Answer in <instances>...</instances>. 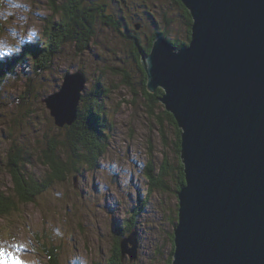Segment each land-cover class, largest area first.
Returning a JSON list of instances; mask_svg holds the SVG:
<instances>
[{"label": "rangeland", "instance_id": "obj_1", "mask_svg": "<svg viewBox=\"0 0 264 264\" xmlns=\"http://www.w3.org/2000/svg\"><path fill=\"white\" fill-rule=\"evenodd\" d=\"M59 1L64 3L63 0ZM105 1L91 0L87 3L89 9L78 10L83 17L77 14L95 33L87 48L81 44L84 52L79 56L75 52L79 51L76 48L79 41L74 38L66 42L64 37L69 25L63 24L60 18V2L54 4L46 0H19L17 3V0H4L15 13L8 16L6 21L0 9V50L13 42L22 41L32 27L38 29L41 39L43 36L47 40L52 39L48 45L53 50L57 46L54 57H49L43 51L36 59L29 54L24 58L23 53L29 50L30 45L35 49V44L27 43L23 44L19 55L14 58L12 55L8 56L10 60L16 61L19 58L24 62L17 64L15 74L8 76L1 86L0 94L8 97L4 98L8 106L0 110V133L2 130L4 134L8 131L20 144V140L13 135L14 129L19 126L27 142L34 129L44 131L48 139L65 141L63 137L66 134L65 127L68 126H60L55 117H51L49 105L45 101L55 91L62 89L66 71L72 74L79 69L84 72L86 84L84 89L78 90V95L75 94L81 105L78 106L76 121L71 127L76 122L77 127L80 125L79 116H82L83 110L91 106V103L100 106V113L106 117L111 127L107 143L103 145L105 155L95 159L91 156V165L84 161L85 168L81 175L76 176L77 181H70L69 178L61 184L57 181L52 184L54 189L39 197L40 202L20 206L19 211L13 214L16 215L13 219L11 213L0 219V247L6 245L12 251L17 249L15 259L22 257L26 261L27 257V263L47 264L49 257L41 254L43 244L40 246L35 241L36 237L41 236V240L48 242L46 245L51 242L57 247L60 245L61 264H169L171 258L173 264L176 250L174 233L179 225L178 192L179 187H183L178 185V173L181 170L186 174L185 164L177 150V130L172 123L164 122V117L160 118L159 123L148 115V106L145 104L147 97L140 85L142 73L138 63L131 59L129 41H133L137 33L135 34L132 25L126 26L115 16V20L112 19L113 25L107 27L105 13L101 10ZM128 4L132 13L144 16L145 23L140 18L141 28H136L144 30L140 32L142 43L155 31L153 24L157 26L161 23L162 14L170 13L175 18V23L170 28L171 37L181 39L186 33L184 46H188L189 28L184 26L181 18L174 12L175 10L181 15L182 9L180 11L173 7L170 0H156L155 3L152 0H128ZM144 4L150 8L145 9ZM23 13H28L27 20ZM116 18L119 20L118 24ZM115 24L120 29L119 33L114 28ZM161 28L162 26H158V29ZM42 42L41 49L44 50V41ZM141 59L140 55V62ZM48 64L49 68H44ZM141 68H144L142 63ZM113 69L120 71L121 75L113 74ZM125 73L130 74L129 80L125 78ZM127 81L135 86V90ZM57 85L61 86L60 89L56 88ZM25 103L33 118L29 122L14 125L12 117L21 114V106ZM155 109L160 114L164 110L161 103ZM96 115L100 122L104 120L103 116ZM91 117L95 119V115ZM37 118L38 121H35ZM87 125L89 129H80L79 134L85 135L88 130L96 129L89 122ZM15 133L19 135L17 129ZM67 141L70 142L69 135ZM31 143L36 144L35 141ZM14 144L13 141H8V145ZM20 146L23 147L21 144ZM77 148L80 152L82 147L78 145ZM6 149L7 139L4 138L0 141V158L5 162L2 163L5 168L9 165L3 155ZM55 151L58 155L60 151L67 154L61 146L55 145ZM82 153L87 156V153ZM37 155L39 156L38 153ZM167 164L169 169L164 171L163 178L161 173ZM148 169L153 171L158 181L161 178L164 188L152 186L146 177ZM32 170L39 176L49 178L48 168L37 157L33 158ZM5 178L6 183L2 184L6 187L2 189L7 191L9 186L13 193L17 192L15 185L11 183V174ZM72 184H76L78 192L73 191ZM4 193L1 192L0 196H5ZM79 195H82V201L79 200ZM122 233L124 237L120 238ZM133 234L138 242L137 258L132 260L127 254L122 259L120 249L119 261H116L114 253L118 250V244L120 247L121 239L131 238Z\"/></svg>", "mask_w": 264, "mask_h": 264}, {"label": "water", "instance_id": "obj_2", "mask_svg": "<svg viewBox=\"0 0 264 264\" xmlns=\"http://www.w3.org/2000/svg\"><path fill=\"white\" fill-rule=\"evenodd\" d=\"M182 1L192 44L161 36L148 58L139 51L147 90H165L159 101L183 130L173 264H264V0ZM74 77L85 81L65 78L45 101L60 126L76 121L86 79ZM120 249L136 259V235Z\"/></svg>", "mask_w": 264, "mask_h": 264}, {"label": "trees", "instance_id": "obj_3", "mask_svg": "<svg viewBox=\"0 0 264 264\" xmlns=\"http://www.w3.org/2000/svg\"><path fill=\"white\" fill-rule=\"evenodd\" d=\"M46 1H51L52 3L56 4L57 2H60L59 0H46ZM64 3H66L64 6V3L60 2L59 5V10H60V18L63 22V24H68L69 27L67 30H65V35L64 37L66 38V42H68V39L73 40L76 38V40L79 41V43L76 45L77 50L75 51L76 54L79 56L81 55L84 51L81 48V44L83 47H88L90 44V39L94 38L95 33L94 31L92 32L89 28V24H85V22L81 19L80 16H82L81 13H78V10L81 9H89L88 8V2L91 0H63ZM148 1V0H147ZM154 3L156 0H152ZM171 3H173V7L179 9L181 11V15L177 13L175 10V14H177L181 20L184 26H187L189 28V34L188 38H191L192 33H191V22H192V17H190L189 11L185 8V5L182 3L181 0H170ZM83 3L82 5L80 3ZM113 7V8H112ZM145 9L148 10L146 4H144ZM150 8V7H149ZM101 10L104 11L105 13V23L107 24V27H111L113 25V16L118 17L123 21L126 26L131 27V25L134 27L135 34L137 33V37L133 39V41H129L130 44V49H131V59H133L135 62L138 63V67L140 72L142 73V82L140 83L142 90L144 94L147 97V101L145 104L148 106V115L154 119V121H158L160 123V118L164 117V122L168 121L172 123L173 125H177L176 122L174 121L173 117L166 111L162 110L161 114L158 111V109H155L156 105L159 103L160 105V98L163 95V90H158L157 93L151 94L147 90V77L145 74L144 68H141V62L139 60L140 57V49L141 51L149 55V53L152 50V45L154 44V41L158 36L163 34L169 41L178 47L184 46L186 44L185 36L180 39L177 37H171L170 35V28L173 27V24L175 23V18L170 14H162L161 18V23L157 26H154L155 31L151 33L149 36L146 37V40L144 43H142V39L140 38V32H143L144 30H137L136 26L140 24L139 20L140 18L143 19V24L145 23L144 21V16H141V14H135L132 13L131 10L132 8L128 4V0H106L105 4L101 6ZM110 10V13H109ZM80 15H78V14ZM127 14H130V17H127ZM135 14V15H134ZM83 17V16H82ZM116 18V24H118L119 20ZM115 20V18H114ZM114 28L116 29L117 33L120 32V29L116 26ZM141 25V24H140ZM158 26H162L161 29H158ZM125 31V30H124ZM44 41L45 49H41V46L43 42L37 43L35 45V49L32 45L29 46V50H26L25 54L23 56H26L29 54L30 57H33L36 59L39 57L41 52H45L49 57L53 56L54 54H57V46H55V49L53 50L51 46L48 45V43L52 40H47L44 36L41 39ZM190 40V39H189ZM188 40V41H189ZM45 41H47L45 43ZM62 46V45H60ZM29 51V53H27ZM138 57L137 58L135 57ZM99 58V57H98ZM99 60V59H98ZM19 58H16V61L14 59L8 60L4 64H0V89L5 80L7 79L8 75L14 74L13 69L17 66L19 63ZM23 61V60H22ZM21 62V61H20ZM22 63V62H21ZM20 63V64H21ZM49 67V64L44 66V68ZM82 72V69H79L75 72H73V75ZM70 73V71H66L65 75L63 76L64 80L66 78V74ZM113 74L118 73V76L121 75V72L113 69L112 70ZM124 76L127 80L130 79V74L125 73ZM31 80L29 79V82ZM127 84L132 86V88L135 90V86L127 81ZM61 86L57 85L56 88L60 89ZM4 98H8L6 95L0 94V110L4 109V107L8 106V103L4 100ZM81 105V104H80ZM95 103H91V106H88V108L84 109L82 112V116H79L80 119V125L77 127V122L73 127H65V136L63 137L65 141H59L58 139H48L47 134L44 131H37L34 129V133L31 134L30 139L26 140L24 136V132L19 130V126L14 129V137L20 140V144L23 145V147L20 146V144L9 134L3 133L4 130L1 131L0 133V141L3 140L4 138L7 139V149L3 153L4 158L6 161L9 163L8 167H4L3 164L5 163L4 161L1 160L0 158V193L1 192H6L4 193L5 196H0L1 200L0 201V219L7 213H11L12 219L13 217H16V215H13L14 213L19 211V207L25 204L29 203H36L40 202L41 200L38 201L39 197L48 193L51 191V189H54L53 185L58 181V183H63L66 178H69L70 181H74L75 177L81 175L82 169L85 168L83 166V162L87 161L88 163H85L87 165H91L92 161L90 157L96 158V157H103L105 155V149L103 148V145L107 143L108 140V133L111 130V127L107 123L106 117L100 113L101 109L99 108ZM21 114L19 116L14 115L12 117V122L14 125L18 123H23V122H29L33 118V114L30 113L28 104L25 103L21 106ZM89 111V112H88ZM165 113V114H164ZM99 114L103 116L104 120L100 122V118L96 115ZM95 115V119L92 118L91 116ZM87 117V118H86ZM90 117V119H89ZM51 118V117H50ZM49 118V119H50ZM78 119V120H79ZM98 119V120H97ZM37 121V119L35 120ZM87 122L89 124L91 123L92 125L95 126L96 129H91L87 131V133L84 134H79L78 130L80 129H89V126L87 125ZM98 122V123H97ZM21 123V124H22ZM169 123V124H170ZM20 124V125H21ZM177 128V126H176ZM17 129L19 135L17 136L15 133V130ZM64 129V127H63ZM63 131V130H62ZM61 131V132H62ZM6 132V131H5ZM89 132V133H88ZM162 130V134H163ZM60 133V132H58ZM48 134H50L48 132ZM178 131V135H179ZM69 135L70 142L67 141V136ZM179 136H177V139ZM11 140L15 144L14 145H8V141ZM31 141H35L36 144H32ZM55 145L58 147H63L67 151V154L65 153H59L55 151ZM80 145L82 148L80 149V152L77 148V146ZM22 149V150H21ZM8 150V151H7ZM17 150V151H16ZM177 150L178 153L181 151V143L179 140H177ZM82 152L87 153V156L84 155ZM39 154V156L37 155ZM79 153V154H77ZM37 157L40 159V162L42 165L46 166L48 168V173H49V178H44L42 175H37L36 173L33 172L32 167H33V158ZM3 163V164H2ZM166 166V165H165ZM31 168V169H30ZM172 168V167H171ZM169 169V165L167 164V167L162 171L161 176H164V171ZM180 169V167H179ZM183 170V169H182ZM176 171V169H175ZM11 174L12 178V184L15 185L16 191L13 193V190L8 186V190L2 189L5 185L2 184L6 183L4 182V179L6 175ZM166 174V173H165ZM180 176V180H177L180 182L178 185H184L185 184V175L184 172L182 173L181 170L178 173ZM146 177L149 179L150 183H152V186H161V188H164V184L162 181H158V179L153 175V171L148 169V175L146 174ZM164 178V177H163ZM179 178V177H178ZM7 179V178H5ZM53 184V185H52ZM6 187V186H5ZM76 185L72 184V189L74 192H78L79 189H75ZM179 189H181L179 187ZM53 197V196H51ZM50 197V198H51ZM79 200H83L82 195L78 196ZM45 199L44 201H47ZM46 203V202H43ZM12 226H10V229ZM124 237V234L122 233L120 235V238ZM40 237H36L35 241L37 244L42 246L43 252L41 254H46L49 259L47 260V264H61L60 259H59V246L58 247L54 244V242H51L49 245L46 240H41ZM38 239V241H37ZM174 249V245H173ZM174 251V250H173ZM114 259L116 261H119V256H120V247L118 244V250L114 253ZM172 261V258H171ZM171 261L169 264H171Z\"/></svg>", "mask_w": 264, "mask_h": 264}, {"label": "clouds", "instance_id": "obj_4", "mask_svg": "<svg viewBox=\"0 0 264 264\" xmlns=\"http://www.w3.org/2000/svg\"><path fill=\"white\" fill-rule=\"evenodd\" d=\"M17 3H19V0H17ZM0 9H2L5 21L7 20L8 16L14 15V11L9 4H5L4 0H0ZM25 16V19L28 18V13H23ZM40 38V33L37 28L32 27L28 30L26 36H24V39L22 41L13 42L8 47L3 48L0 50V61H3L5 56H11L14 53H18L23 44H34L37 42V40Z\"/></svg>", "mask_w": 264, "mask_h": 264}, {"label": "bare ground", "instance_id": "obj_5", "mask_svg": "<svg viewBox=\"0 0 264 264\" xmlns=\"http://www.w3.org/2000/svg\"><path fill=\"white\" fill-rule=\"evenodd\" d=\"M182 1V0H181ZM182 3L184 4V2L182 1ZM185 5V4H184ZM185 8L189 11V13H190V17H192L191 19H192V22H191V25H192V27H191V32H192V36H191V38H189L188 40H189V45H191L192 44V40H193V30H194V27H193V22H194V18H193V16H192V14H191V12H190V10L188 9V7L185 5ZM161 37V36H160ZM159 38V37H158ZM158 38H156L155 39V41L158 39ZM101 40V39H100ZM169 40V39H168ZM155 41H154V43H155ZM153 46V45H152ZM175 46V45H174ZM182 48V47H181ZM24 50H25V47L23 48ZM22 49V50H23ZM140 52L142 53V55L144 56V58H148L142 51H141V49H140ZM141 55V54H140ZM142 55H141V58H142ZM82 73V72H81ZM70 80L71 82H70V86L71 87H73L74 85H72V84H77V83H79V82H83V81H85L82 77H74V75H73V73L72 74H70V75H67L66 76V80ZM147 84V83H146ZM163 90V95H165L166 94V92H165V90L162 88V87H158L156 90H155V92L156 91H158V90ZM154 92V93H155ZM151 94H153V93H151ZM163 95L161 96V98H160V100L161 99H163ZM160 103L162 104V106H163V108H164V111H166V112H168L172 117H173V119H174V121L176 122V126H177V128H176V126L174 125V127L176 128V130H177V136H179V138L177 139V140H179L180 141V143H181V151H180V158H181V160H182V150H183V147H182V144H183V140H182V135H181V133L183 132V130H181L180 128H179V123H178V121H176V119H175V116H174V114L173 113H170L169 111H167V109H166V105L165 104H163L161 101H160ZM88 107V106H87ZM89 112V111H88ZM165 114V113H164ZM79 116V115H78ZM94 117V116H93ZM87 118V117H86ZM78 120V119H77ZM98 120V119H97ZM162 122V121H161ZM98 123V122H97ZM178 131H179V135H178ZM182 140V141H181ZM184 161V160H183ZM182 161V162H183ZM187 183V180H186V174H185V184ZM183 187L180 189V191L178 192V199H180L179 198V195L181 194V192H182V190L184 189V185H182ZM178 223H179V217H178Z\"/></svg>", "mask_w": 264, "mask_h": 264}, {"label": "snow or ice", "instance_id": "obj_6", "mask_svg": "<svg viewBox=\"0 0 264 264\" xmlns=\"http://www.w3.org/2000/svg\"><path fill=\"white\" fill-rule=\"evenodd\" d=\"M16 264H23V262H21V261H16Z\"/></svg>", "mask_w": 264, "mask_h": 264}, {"label": "flooded vegetation", "instance_id": "obj_7", "mask_svg": "<svg viewBox=\"0 0 264 264\" xmlns=\"http://www.w3.org/2000/svg\"><path fill=\"white\" fill-rule=\"evenodd\" d=\"M139 26H140V28H141V25H139ZM56 92H59V91H55L54 94H55ZM37 121H38V118H37Z\"/></svg>", "mask_w": 264, "mask_h": 264}]
</instances>
